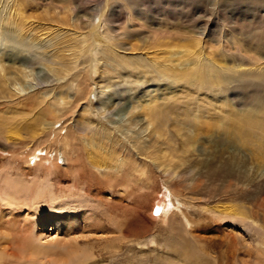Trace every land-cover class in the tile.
<instances>
[{"label":"rangeland","instance_id":"374dc122","mask_svg":"<svg viewBox=\"0 0 264 264\" xmlns=\"http://www.w3.org/2000/svg\"><path fill=\"white\" fill-rule=\"evenodd\" d=\"M28 1L50 8L49 14L41 17L29 6L27 7L29 9L24 10L28 21L32 22L29 24L33 26L34 35L44 38V41L51 38L57 28L63 31L61 33L65 39L82 34L88 30V21L92 18L93 26L105 21L112 28L111 34L114 35L113 30L116 33L115 37L123 31L122 36L115 41L124 45L126 52L139 50L158 59L159 56H169L168 51L174 53L175 50H179L184 55L186 52L202 48L216 65L217 63L228 65L230 63L225 55H231L235 48H239L247 52L242 57L234 54L236 62L238 60L247 62L248 57H252V61L260 65L259 69H264V58L261 59L264 51L261 48L264 45V0H223L218 6L212 0H128L130 3L124 1L125 5L117 0L110 2L112 9L105 10L103 15L100 11L106 0ZM58 8L62 9L58 16L63 20L50 19L55 10L59 11ZM128 11H132L133 14L128 15ZM137 13H140L139 17ZM137 17L141 18L142 24H146V28L144 25L131 26ZM163 30H167L169 34H163L166 32ZM152 32L159 37L170 35V38L164 39L168 43L160 47L150 45L145 38L146 35L151 36ZM41 33L44 35L39 36ZM0 54L4 64L19 67L25 74V77L17 78L14 84L20 90L17 96L0 99V209L3 210H0V220L4 221L9 217L8 212L12 207L19 206L25 215V223H21L25 227L23 231L22 228L17 232L0 225V256L8 257L9 252L20 253L15 245L7 243L15 236L17 239L31 238L41 249L48 250L46 254L32 260L26 258L22 264H64L66 246L74 248V244L78 249V257H87L82 264H264V157L254 146L245 145L241 141L233 145L226 138L218 142L219 137L215 132L213 135L207 134L213 126L209 128L201 125L197 129L195 143L191 148L188 147V150L185 149L171 128L173 117L177 121L185 119L186 114L180 105H175V116L167 117L163 114L168 123L167 139L162 137V140L156 142L154 134L147 138L141 113L134 117V120H141L139 124L129 126V123L125 122L132 101L136 102L135 99H139L140 102L136 103H142L144 93L142 86L127 83L121 89L122 92L119 90L117 96L115 95L120 98V102L110 113L109 126L113 127L112 129L122 128L120 132L125 133L122 138L130 141L143 137L141 142L148 147L147 151L141 157L134 151L132 156H124L126 165L124 164L121 172L118 174L113 170L111 174L103 176L106 185L102 187L100 185L99 188L90 186L91 190L86 194L84 182L73 179L74 168L71 167V162L59 155L57 139L53 143L42 131L38 120H42L44 112L35 105H25L23 102L26 101L25 97L34 91L49 92L48 97L53 95L51 88L55 86L57 80L55 81L56 78L53 79L52 76L47 79L49 75L47 62L43 59L45 56L42 49L2 39ZM67 54L68 52L64 53L66 56ZM80 60L88 65L90 57L85 55ZM84 72L82 71L83 75ZM209 72L212 71L209 69ZM209 72L207 74L204 71L206 75H209ZM155 78H150L144 83L145 94L153 93L157 85L164 84L165 80ZM84 86L88 92L93 90L89 82ZM198 87L202 93L212 92L205 85ZM75 90L63 88V94L67 96L65 101L68 103L63 104V101H60L63 105L58 107L60 113L64 110L66 112L59 114V121L52 125L53 130L48 134L49 137L63 136L67 130L70 134L68 139L74 144L80 143L74 123L82 121L78 114L87 105L85 98L79 100L77 104L72 103L78 94ZM220 93L226 96L223 108L230 111V116H226L227 111L223 114L224 122L219 130H225L232 122L237 121L241 124L243 116L250 113L249 109L258 110L257 114L254 113L256 119L264 120L263 81L241 79L233 85H227ZM90 98L96 103L93 94ZM182 99L185 100L180 97L178 104ZM200 107L202 111L206 109H209V113L212 111L204 103ZM188 111L193 113V108L189 107ZM201 114L200 121L209 122V116ZM213 122L217 123L215 120ZM176 123L181 126L180 122ZM122 126L129 129L126 130ZM36 147H43V150L33 151ZM163 149L168 155L161 158ZM45 150L57 158L56 165H49L43 160ZM70 153L69 157H72L73 154L71 151ZM213 156L230 161L232 168L239 175L238 193L208 199L206 197V200L201 195H191L182 190V187H177L175 176L166 177L158 171V165L167 162L172 163L174 170L189 166L197 168L200 162ZM116 157V153L104 156L109 163H114ZM112 174H116L117 177ZM194 180L193 174L188 176L185 185L188 186L192 182L191 186ZM168 187L181 193V199H185L186 196V201L181 203L180 208L188 212L190 219L200 220L198 223L204 225L208 222L205 229L195 232L205 240L192 239L194 242L193 248H189L190 251L183 242L181 243L182 232L179 233L180 236L172 235L171 241L176 247L181 248L184 254L189 253L187 260L167 252L171 244L166 238L170 236L173 227L182 225L178 214L161 217L166 200L173 198L169 196ZM75 203L78 205L75 206ZM222 205L229 209L236 208L242 214L226 215L212 209L214 206L221 208ZM70 210H75V213ZM51 213L59 214L61 223L57 224L54 220L48 219L43 224L45 218H48L46 215ZM76 213L81 218L74 220ZM89 222L91 224H88ZM70 224L74 225L69 226ZM184 235L190 237L189 234ZM4 246H7V253L3 251ZM12 248L13 251L10 250Z\"/></svg>","mask_w":264,"mask_h":264},{"label":"bare ground","instance_id":"6f19581e","mask_svg":"<svg viewBox=\"0 0 264 264\" xmlns=\"http://www.w3.org/2000/svg\"><path fill=\"white\" fill-rule=\"evenodd\" d=\"M112 1L117 2V0L105 1V5L100 11L102 15L105 10L112 9L109 5ZM118 1H120L122 4L124 3L125 5L124 1L128 0ZM212 1L218 6L223 0ZM28 6L33 8V11L40 15V17L48 15L50 12V8L46 7L44 4L42 6L35 5L28 0H0V40H12L22 45L38 46L40 49H42V54L45 56L43 59H45L47 62L46 65L49 74L47 79L52 76L53 79L56 78L55 81L57 80L55 86L51 88L53 90V95L48 97L47 95H49V92L42 91L38 93L37 91H34L27 95V97H25L26 101L23 102L25 105H35V107H38L40 111L44 112L45 115L43 116L42 120H38L42 127L41 129L44 131V134L47 135V138H49L50 141L52 140L53 143H55V140L57 139L56 143L59 149V155L64 157L66 161L69 160L71 162L70 165L74 168L73 179L77 182H84V193L87 194L90 192V186L93 188L94 186L95 188H99L100 185L101 187L105 186L106 184L102 177H106L108 174H111L113 170H115L116 173H120L125 164L124 156H132V151H134L137 156L141 157V155L147 151L148 147H145L146 145H142L143 142H141L143 137H139L135 141H130L125 137L122 138V135L125 134L120 132L122 128L121 130L119 128L112 129L113 127L111 128L109 126L108 118L110 113L120 102V98L116 97L119 93L118 91L120 90L122 92L121 89L125 86L124 84L127 83L142 86L144 93L142 94L143 101L142 103H139L141 105L137 104L140 102L139 99H135L137 103L132 101V104L128 109V117L126 118L125 122H128L129 126H131V124H139V121L142 120L143 123H141L144 125V131L146 132L145 137L148 138V136L154 134L156 137V142L162 140V137L167 139L168 123L165 121L166 118L163 114H165L167 117L175 116V105H180L183 107L184 113L186 114L185 119L183 121H177L173 117V124L171 128L176 132V135L180 139V143H182L185 149L188 147L191 148L193 143H195L197 129H199L201 125H206L209 128L213 126L210 129L208 128L209 131H207V134L213 135L215 132L219 137L217 139L218 142L226 138L228 142H232L233 145H237L239 141H241L245 145L254 146L260 155L264 157V120L256 119L254 113L257 114L256 111L258 110L249 109L250 113H247L243 116L241 124H238L237 121L232 122L225 130H219L220 125H223L224 122L222 118L223 114L227 111L226 116H230V111L223 108L226 96L220 93L221 90H225L227 85H233L235 82L241 79H258L264 82V69H259L260 65H257L258 62L252 61V57H248L249 61L247 62H240L239 60L236 62L235 58L233 57L234 54H238L242 57L244 54H246V50L235 48L234 53L231 55H225L227 56L226 60H229L230 63L228 65L219 63L216 65V63L210 59L208 54L202 50V48L196 49L195 51H191L189 53L186 52L184 55H182V52H179V50H175L174 53L168 51L169 53H167L169 56H159V58L156 59L154 56L150 57L149 53L141 52L139 50H137V52H126L124 48L125 46L123 45V47L120 42L117 43L115 41V39H117L120 35L122 36L124 32L120 31V33L117 35L118 37H115L116 33L113 30L114 35L111 34L112 28L109 27L105 21L98 22V24H94L93 26L92 18H90L88 21V30L82 34L73 37L70 36L65 39L61 33L63 31L57 28L55 29L56 31H54L51 35L52 37L44 41V38L36 37V35H34L35 33L32 31L33 26L29 24L30 21H28L26 11H24ZM63 8L64 7H62V9ZM62 9L58 8L59 11L55 10V14L49 18L62 19L61 16H58L60 15L58 13ZM131 13L132 11H128V15ZM139 14L140 13H137L136 15L139 17ZM138 17L131 26L140 27L146 25L142 24L141 18ZM130 20L132 21V18ZM64 22L66 21L64 20ZM148 23H150V21H148ZM124 29L125 28H123V30ZM165 31V33H162L166 34L168 32L167 30ZM197 33L198 35L203 36L202 33ZM41 34L39 36L44 35L43 33ZM165 38H170V35L166 37H159L157 34L153 33L151 36L146 35L145 39L149 41L150 45L153 44V46L156 45L160 47L168 43L164 40ZM198 41H200V38H198ZM261 48L264 50V45ZM65 52H68L67 56L64 55ZM85 55H89L90 57V62L88 65H85V63L81 62L80 60ZM174 56L176 57L174 58ZM1 57L2 55L0 54V99H5L18 94L20 90L18 86L15 87L14 84H16L17 78L25 77V74L22 72L23 69H20L19 67H15L12 64H4V62L1 60ZM263 58L264 51L261 59ZM209 69L212 72H209ZM82 71H85L84 75L82 74ZM204 71L207 74L209 72V75H206ZM11 72L14 74L10 75ZM82 77L87 78L84 79ZM155 77L165 80L164 84L162 83L161 85H157L158 87L153 89V93L145 94L144 83L150 78L153 79ZM84 82H89L93 89L91 92L86 90ZM204 85L209 87L212 92L202 93L198 86ZM63 88L64 90L65 88L66 90H71L74 88L77 90L78 94L72 100V103L77 104L79 100L83 98L86 99V107L83 108L78 114L82 121H76L74 123L75 129L77 133H79L78 138L80 143H72L68 139L70 134L67 133V130L63 136H48V134L53 130L52 125L59 121V114H65L66 112L64 110L60 113V108L58 107L68 103L65 101L67 96H64ZM91 94L94 95L96 103H94V100L90 98ZM180 97L185 98V100H180V104H178ZM60 101H63V104H61ZM202 102L207 107L212 109L211 113H209V109L202 111L200 107V105L203 104ZM189 107L193 108V113H189ZM138 113H141L142 119L134 120V117ZM198 113H202V116H209V122L200 121V115ZM213 120H215L217 123L213 122ZM176 122H180L181 126ZM125 129H129V127L126 126ZM223 136L225 137L222 138ZM36 149L43 150V147H36L33 149V151ZM70 151L73 154L72 157H69ZM161 151V158L168 155L166 150L163 149ZM114 153L117 154L116 160L114 163H109L104 158V156H106V154L110 155ZM221 158L222 157L220 156H213L210 159L200 162L197 168L189 166L180 170H174V167H172V163L170 162L164 164L162 163L158 165V171L162 175H166V177L175 176L177 179L175 185L177 187H182V190L188 192L191 195H201L205 197V199L206 197L208 199L220 197V195L225 196L232 195V193H238L240 190L238 186L239 175L232 168L230 161L222 160ZM41 159L42 158H40V160ZM56 159L57 158L51 156L45 150V156L43 157L44 161H46L49 165H56ZM192 174L195 176V180L191 186L190 184L192 182L188 185L190 186L189 188L187 185H185V179ZM112 175L117 177L116 174ZM167 190H169V196L173 198L166 200V204L164 203L165 206H163L161 217L164 218L167 215L172 217L175 214H178L180 216V223L182 224L179 227H173L170 236L166 238V241L171 244L168 248L169 251L167 252L172 255H179L187 260L189 253L186 252L184 254L181 248L176 247V245L171 241L172 235L180 236L179 233L181 232L183 235L189 234L190 237H185V235L180 236L182 239L181 243L183 242V244L189 250V248H193L192 244L194 241L205 240V238H203L200 234H196L195 232L205 229L208 226V222H206L204 225V223L199 224L198 222L201 221L198 219V221L190 219L188 212H185L180 208L181 203L186 201V196L185 199L182 198V200L180 198L181 193H177V191H174L169 187ZM76 205L78 204L75 203V206ZM212 209L220 214H242L241 212H238L236 208L229 209L227 206L223 205L221 208L214 206ZM70 211L75 213V210ZM8 213L9 217L5 218L4 221L0 220V225L6 226L7 228L16 231L19 228V230H21V228L22 231L25 230V227H23L24 225H22L25 223V215H23V213L20 211L19 206L10 208ZM76 214L77 215L74 217V220L80 219L81 217H78V213ZM46 216L48 218H45L43 224L46 223L48 219L54 220L57 224L61 223L62 221L60 215L56 213H51L49 215L47 214ZM88 224L91 223L89 222ZM73 225L74 224H70L69 226ZM68 229L69 228H66V230ZM192 239L194 241H191ZM9 242H11L12 246L15 245V247L20 250V253H7V246H4L3 251L8 254V257L0 256V264H22L24 261H26V258L27 260H32L33 258L44 255L48 252V250L44 248L43 250L37 246L31 238L17 239L15 236H12L7 241V243ZM11 244L9 243V245ZM10 247L11 246H9V248ZM66 247V258L64 259V264H82L85 262V260H87V257H78V249L76 248L75 244L74 248H70L71 246ZM10 250L13 251V248Z\"/></svg>","mask_w":264,"mask_h":264}]
</instances>
